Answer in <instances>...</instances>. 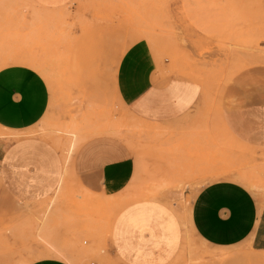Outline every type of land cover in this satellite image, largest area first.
Masks as SVG:
<instances>
[{"label":"rangeland","instance_id":"obj_1","mask_svg":"<svg viewBox=\"0 0 264 264\" xmlns=\"http://www.w3.org/2000/svg\"><path fill=\"white\" fill-rule=\"evenodd\" d=\"M130 61L132 70L123 69ZM12 64L46 78L51 110L21 135L53 143L66 172L53 195L22 198L20 177L0 170V264L47 256L71 264H264L252 258L264 251L249 244L208 243L190 215L198 191L224 179L245 184L264 205V0H73L53 9L0 0V69ZM130 72L176 83L190 110L163 128L131 115L121 83ZM242 127L251 141L233 130ZM96 135L134 147L142 161L136 189L92 196L75 186L73 154ZM15 136L0 127V157ZM124 212L146 220L144 239L120 231L128 259L112 236Z\"/></svg>","mask_w":264,"mask_h":264},{"label":"crops","instance_id":"obj_2","mask_svg":"<svg viewBox=\"0 0 264 264\" xmlns=\"http://www.w3.org/2000/svg\"><path fill=\"white\" fill-rule=\"evenodd\" d=\"M29 1L53 9L73 0ZM126 67L132 70L133 62L122 68ZM122 76L123 99L127 110L136 118L163 128L190 110L186 93L176 83L159 84L131 72L129 77ZM52 105L51 88L36 69L20 64L0 69V127L16 134L2 150L0 170L3 175L12 173L20 177L18 197L53 195L59 180L65 176L64 158L53 143L37 136L21 135L41 122ZM229 121L236 125L233 119ZM233 130L243 140L251 141L250 132L244 127L240 131ZM258 134L264 137L261 130ZM139 164L142 161L134 147L120 137L96 135L79 145L67 171L71 172L75 186L82 192L92 196H117L136 189L141 179ZM190 215L196 232L212 245L246 243L254 250L264 251V205L259 204L255 194L243 183L224 179L203 186L195 195ZM119 219L122 226L113 227L112 236L118 252L123 255L119 246L120 231L124 227L144 239L143 224L139 222L145 219L128 216L125 212ZM30 264L71 263L47 256Z\"/></svg>","mask_w":264,"mask_h":264},{"label":"bare ground","instance_id":"obj_3","mask_svg":"<svg viewBox=\"0 0 264 264\" xmlns=\"http://www.w3.org/2000/svg\"><path fill=\"white\" fill-rule=\"evenodd\" d=\"M17 60V63H21L22 61H23V58H18V59H16ZM36 60V59H35ZM38 60V59H37ZM29 61V63H32V61L33 60H28ZM35 64H36V62H35ZM38 65V64H37ZM41 66H42V64H40ZM45 66V65H44ZM43 66V67H44ZM3 68V67H2ZM42 69V68H41ZM46 69V68H45ZM184 69V68H183ZM46 71V70H45ZM44 72V71H43ZM51 73V72H50ZM49 73V76L51 75ZM116 132H117V130H116ZM108 133V132H107ZM111 133H113L114 134V132H111ZM77 135V134H76ZM80 135V134H79ZM75 141H76V139H74V140H71V144H70V148H69V150H68V154H70L71 152H72V150H73V148H75L74 146H75ZM73 153V152H72ZM59 190H60V188H59ZM59 192V191H58ZM57 195H58V193H57ZM55 196H56V194H55ZM54 196V198H55V200H56V197ZM55 202V201H54ZM44 209V208H43ZM50 209H51V207H50ZM46 215V214H45ZM45 220H47V219H45ZM44 230V229H43ZM45 231V230H44ZM49 237V236H48ZM254 260H257V261H261V260H264V255L263 254H255L253 257H252Z\"/></svg>","mask_w":264,"mask_h":264}]
</instances>
